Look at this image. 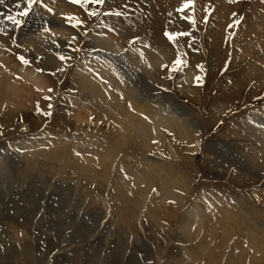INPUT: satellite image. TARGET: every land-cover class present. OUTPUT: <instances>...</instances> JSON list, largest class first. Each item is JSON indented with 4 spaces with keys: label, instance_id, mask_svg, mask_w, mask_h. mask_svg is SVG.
<instances>
[{
    "label": "rangeland",
    "instance_id": "1",
    "mask_svg": "<svg viewBox=\"0 0 264 264\" xmlns=\"http://www.w3.org/2000/svg\"><path fill=\"white\" fill-rule=\"evenodd\" d=\"M42 2L66 12L63 20L36 3L16 27L4 17L24 0L0 4V264H264V161L215 155L233 153V142L255 152L245 127L264 118V0H193L183 11L186 0ZM68 16L83 24L73 28ZM40 21L65 35L50 43ZM100 29L120 53L94 42ZM40 51L64 52L67 63L49 67ZM131 51L155 72L129 60ZM91 61L120 108L75 80ZM26 73L44 79L47 93ZM224 102L233 109L226 117ZM172 115L199 133L195 150L176 144L179 158L171 143L142 149L129 135L143 117L159 125ZM41 144L45 153L32 156ZM192 206L198 216L186 225Z\"/></svg>",
    "mask_w": 264,
    "mask_h": 264
},
{
    "label": "bare ground",
    "instance_id": "2",
    "mask_svg": "<svg viewBox=\"0 0 264 264\" xmlns=\"http://www.w3.org/2000/svg\"><path fill=\"white\" fill-rule=\"evenodd\" d=\"M43 5H45L46 7H42V10L44 12H46L47 15H51V16L56 17L57 19L63 20L62 18H60V16H61V14H64L66 12H62L60 9H57V8H55L49 4L43 3ZM49 8L52 9L51 12L48 11ZM38 21H39V19H38ZM38 25L41 27H44V28L46 27L48 29V32H47V34H45V36L52 38V39H49L50 43H53V41L57 39L56 37L58 35H60V36L65 35L63 30L61 31L60 29L56 28L54 25H52V23L50 21H48V22L40 21ZM214 37H217L216 33L214 34ZM220 37H221V35H220ZM92 38H93L94 42H96L99 45H104V48L107 47L109 50H112L113 52L120 53L122 51V48H123L122 44L119 41L111 38L109 36V33L105 30L100 29V30H97V32L92 33ZM217 39H220V38L218 37ZM46 41H48V40H46ZM46 41L42 42V44H40V46H43L44 44H46ZM40 49L44 50L45 48H40ZM39 53L41 56L44 57L43 60H44L45 64L49 67L56 64V62L58 64H61V65H63V63H67L65 60L62 61L59 59L60 56H63L62 54L64 52L62 54H56L53 51H51V53H52L51 55L43 53L41 51ZM129 60H131L136 66L142 67L146 71L155 72L154 71V68H155L154 65L152 63H150L142 54H140L136 51L130 52ZM94 63H95L94 61H91L90 63H85V64L81 65V67H79V69H77L75 71V73L77 75V78H75V80L83 86V91H85V89H84L85 87H90L95 91V93L99 96V98L104 103L110 104L112 107H113V105H117V107L120 108L119 104H115L113 102V98H112V95L110 93V88L113 87V84L111 83L110 79L106 76L105 73H103L102 71L98 72L95 70L96 68H98L100 66H98L97 63L96 64H94ZM245 69L248 70L249 65L246 66ZM147 73H149V72H147ZM23 77L30 79L35 84H39L40 88L44 89V91L47 93L48 85L44 79L40 80V79L34 77L33 75H29L28 73L23 75ZM186 81L188 83H191V81H192V75L191 74L187 75ZM7 88L13 90L12 86L11 87L7 86ZM47 97H48V95H47ZM239 101H240V99H239ZM242 103H243V101H241V104H240L241 106H242ZM49 104H51V102L49 100L45 101V107H46V105H49ZM224 104H226V103L224 102ZM226 105H228V106L225 107V111L223 112L222 117H226L228 115V113H230L233 110L230 108L228 109V107H230L232 105H230V104H226ZM66 107H67L66 104L59 105L58 110L56 112L58 114L60 113L61 115L67 114L68 111L66 110ZM237 107H239V106H236V108ZM11 115H13V114H11ZM22 119H25L24 115L18 118V120H20V121ZM161 119H165V120H163L162 124H160ZM225 119L226 118L221 119L220 120L221 123L224 122ZM248 121H249V123L246 124L245 128L248 129L247 132L251 135L252 141L255 145V147H254L255 152L253 153V155L251 157H248V156L244 155V153L241 152L240 150H237V148H239V147H237V144L235 142H233V145H234L233 147L236 146V150H234L233 153H232V151L227 150L228 153L223 152L222 154L217 153L215 155L222 157L223 160L231 158L232 155H236L237 159H239L242 162L247 163L248 165H251V166H260L261 164H263V161H264V118L262 119V118H259L255 115H253V116L249 117ZM158 124L159 125H156V122L151 120L148 117H147V119H145V117H143L142 120L140 121L139 129H137L136 131H130L129 135H131L137 139V146L139 148H142V149H145V148L149 149L151 147L152 141L154 139L158 140L160 143H161V141L168 143V144L171 143V147H170L172 149L171 152L173 153L175 158H179V156H178L179 152H176V150H175L176 144L178 145L179 143H181V146L179 145V150H182V151L195 150L194 147L198 143V139H199L198 131L196 132V131H194V129L188 127L185 123L180 122V120L177 119L176 115H172L169 118L162 116L159 118ZM208 125L209 124L206 123V127H208ZM24 130H26V129H24ZM172 130L174 131L175 134H179L180 141H179V139L177 140L174 138L175 135L174 136L170 135L169 137H167L168 135H166V134H170V131H172ZM212 130H213V127H212L211 131ZM225 134L228 138L232 139V138L237 137L238 132L234 131L233 133H231V131H230V133H228V134L225 133ZM172 135H173V133H172ZM170 137L174 138L175 142H170V141H172V140H170ZM41 145H43V146L37 147L39 149L38 151L30 152L32 156L42 155L45 153L44 150L47 149L46 147H48V146H46L45 144H41ZM183 147H185V148H183ZM181 148H183V149H181ZM30 153H28V154H30ZM211 153H214V152H211ZM226 154H228V155L226 156ZM24 155H25V153H24ZM0 166H1V164H0ZM197 211H198V209L195 206H192L190 208L189 214L187 216L188 221H186V223H184V224L187 225L191 221H193L195 218H197V216H198Z\"/></svg>",
    "mask_w": 264,
    "mask_h": 264
},
{
    "label": "snow or ice",
    "instance_id": "3",
    "mask_svg": "<svg viewBox=\"0 0 264 264\" xmlns=\"http://www.w3.org/2000/svg\"><path fill=\"white\" fill-rule=\"evenodd\" d=\"M70 2L74 3V4H79L81 7H84L86 4H93V3L102 5L105 3V0H70ZM235 2H236V0H229V3H235ZM24 3L27 5V7H25L23 11H20L19 13H17V15H6L4 17L6 20L11 21L13 23V25H15L16 27H20L24 22L22 19H18L17 16L26 17L29 14V12H30V10L34 4L41 3L42 7H46L45 5H43L42 0H24ZM0 4H4V0H0ZM192 4H193V0H186V3H184L180 9H177V11H183V9L191 7ZM15 7L19 8L20 4L17 3L15 5ZM48 11L51 12L52 9L49 8ZM115 14L120 15L121 13L117 12ZM88 15L92 16V15H96V13L93 11V12H89ZM233 15H235V14H233ZM186 18L192 24H195V20L193 19V17L187 16ZM66 20L69 23H71V26L73 28L77 27L78 25L83 24V21H81L79 18H77L75 16H68V17H66ZM239 22L240 21H238V20L234 21V23H236V24H239ZM229 27H232V25H229ZM44 30L48 31L47 28H45ZM164 35L167 36L169 40H173L176 35H187V33H168V32H165ZM20 59L23 61V63H28V61L24 60L23 57H21ZM59 59L63 61V60L68 59V58L60 56ZM181 63H183V61H181L180 59H177L175 61L176 65H179ZM197 67H200V66L198 65ZM195 80L199 83H202V78L199 76L195 77ZM49 91H51V89H49ZM45 99H49V98L46 97ZM49 107H51V105H49ZM37 110L39 111V108ZM43 115H50V113L45 112V113H43ZM145 119H147V117H145Z\"/></svg>",
    "mask_w": 264,
    "mask_h": 264
}]
</instances>
